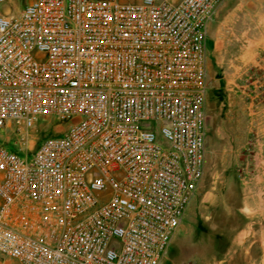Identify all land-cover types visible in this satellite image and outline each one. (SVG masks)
Listing matches in <instances>:
<instances>
[{"label":"built area","instance_id":"2783aa9c","mask_svg":"<svg viewBox=\"0 0 264 264\" xmlns=\"http://www.w3.org/2000/svg\"><path fill=\"white\" fill-rule=\"evenodd\" d=\"M224 1L0 11V264H162L206 168Z\"/></svg>","mask_w":264,"mask_h":264},{"label":"rangeland","instance_id":"374dc122","mask_svg":"<svg viewBox=\"0 0 264 264\" xmlns=\"http://www.w3.org/2000/svg\"><path fill=\"white\" fill-rule=\"evenodd\" d=\"M217 27L225 37L207 67L206 168L162 264H264V0H225L209 34ZM243 53L248 62L234 60ZM7 135L0 128V143Z\"/></svg>","mask_w":264,"mask_h":264},{"label":"crops","instance_id":"0c3cea01","mask_svg":"<svg viewBox=\"0 0 264 264\" xmlns=\"http://www.w3.org/2000/svg\"><path fill=\"white\" fill-rule=\"evenodd\" d=\"M224 37L221 33V29L220 27L216 28L215 31L213 33L208 34V39H207V48H208V58H207V67H210V61L213 63H218L217 61V55L215 56V52H217V50L221 47V43L224 42ZM237 58L241 59V61H244V63H246V61H249V55L248 54H241L238 55V57H234V60L236 61ZM211 63V65H213ZM5 263H11L9 261L5 262Z\"/></svg>","mask_w":264,"mask_h":264},{"label":"trees","instance_id":"16d2710c","mask_svg":"<svg viewBox=\"0 0 264 264\" xmlns=\"http://www.w3.org/2000/svg\"><path fill=\"white\" fill-rule=\"evenodd\" d=\"M42 136H44V134H43V133L41 134V137H42ZM168 253H169V250H168Z\"/></svg>","mask_w":264,"mask_h":264}]
</instances>
